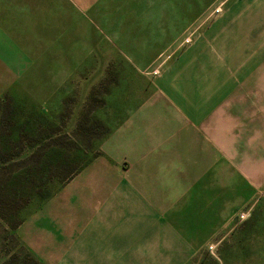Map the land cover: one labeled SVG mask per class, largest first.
Segmentation results:
<instances>
[{"label":"rangeland","instance_id":"1","mask_svg":"<svg viewBox=\"0 0 264 264\" xmlns=\"http://www.w3.org/2000/svg\"><path fill=\"white\" fill-rule=\"evenodd\" d=\"M16 1L25 61L0 93V264H264V192L257 215L195 250L117 253L90 251L84 233L103 201L73 187L142 88L242 0ZM165 21L182 23L173 39ZM95 120L107 136L89 130Z\"/></svg>","mask_w":264,"mask_h":264},{"label":"crops","instance_id":"2","mask_svg":"<svg viewBox=\"0 0 264 264\" xmlns=\"http://www.w3.org/2000/svg\"><path fill=\"white\" fill-rule=\"evenodd\" d=\"M249 1L256 0L225 10L155 85L142 88L101 155L77 177L79 194L88 191L103 201L84 233L90 251L184 253L221 236L238 215L258 214L264 192V9ZM23 15L18 1L0 0V93L23 68L13 36L25 28ZM164 25L170 40L182 23ZM68 238L64 244L73 242L72 234Z\"/></svg>","mask_w":264,"mask_h":264},{"label":"trees","instance_id":"3","mask_svg":"<svg viewBox=\"0 0 264 264\" xmlns=\"http://www.w3.org/2000/svg\"><path fill=\"white\" fill-rule=\"evenodd\" d=\"M97 128H101L102 129V132L98 133V135L96 136L97 138H100V137H103V136H107L110 133V130H107V129L105 130L104 129L105 126L100 120H95L93 123H91V126H90L89 130L93 131V130H95Z\"/></svg>","mask_w":264,"mask_h":264}]
</instances>
